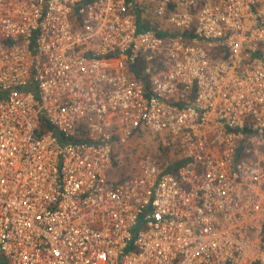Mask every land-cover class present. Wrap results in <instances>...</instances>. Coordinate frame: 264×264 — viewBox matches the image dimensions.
I'll return each mask as SVG.
<instances>
[{
  "label": "built area",
  "instance_id": "1",
  "mask_svg": "<svg viewBox=\"0 0 264 264\" xmlns=\"http://www.w3.org/2000/svg\"><path fill=\"white\" fill-rule=\"evenodd\" d=\"M146 1L0 0L3 264H264V0Z\"/></svg>",
  "mask_w": 264,
  "mask_h": 264
},
{
  "label": "rangeland",
  "instance_id": "2",
  "mask_svg": "<svg viewBox=\"0 0 264 264\" xmlns=\"http://www.w3.org/2000/svg\"><path fill=\"white\" fill-rule=\"evenodd\" d=\"M141 4L147 5L150 9L151 3L146 0H141ZM147 13H150L148 9L146 11L141 9V16H145ZM141 132L137 135H133L132 138H128L125 142L121 144H116V149L113 150L114 154V163L112 164V169L110 172L114 177H121L130 171L134 167L137 156L140 154H153V151L158 145L157 142H162L165 139L163 136L156 137L152 136V133L147 132L146 130H140ZM166 139L164 142L165 143Z\"/></svg>",
  "mask_w": 264,
  "mask_h": 264
},
{
  "label": "trees",
  "instance_id": "3",
  "mask_svg": "<svg viewBox=\"0 0 264 264\" xmlns=\"http://www.w3.org/2000/svg\"><path fill=\"white\" fill-rule=\"evenodd\" d=\"M143 25H147L145 24V21L143 23ZM143 25L138 24V28L142 27ZM138 69V67H137ZM136 69V70H137ZM134 73H138L137 71H135ZM143 81L146 80V76L145 75H141ZM45 127V128H50V125L46 122H42L41 126ZM140 130H144V129H140L137 128L133 131L132 135L129 138H132L133 135H137L139 134L141 131ZM147 131V130H146ZM81 132H83V130H81ZM148 132V131H147ZM57 136L60 138L61 141H64V138L60 137L58 134ZM153 137H156L158 139V137H161V135L159 134H152ZM165 137V136H164ZM158 145H156L155 150L153 151L154 155L151 153V158L159 165V166H163L164 170L167 171H174L175 168L182 162L183 158L179 155L178 153V148L177 146H175L173 143H169L166 142L162 143V142H157ZM116 144H121V143H117L114 142L112 145V159H111V165L114 163V154H113V150L116 149L115 145ZM242 145V142L239 143L238 147H240ZM113 166V165H112ZM4 260L0 255V264H3Z\"/></svg>",
  "mask_w": 264,
  "mask_h": 264
},
{
  "label": "crops",
  "instance_id": "4",
  "mask_svg": "<svg viewBox=\"0 0 264 264\" xmlns=\"http://www.w3.org/2000/svg\"><path fill=\"white\" fill-rule=\"evenodd\" d=\"M118 178V177H117Z\"/></svg>",
  "mask_w": 264,
  "mask_h": 264
}]
</instances>
